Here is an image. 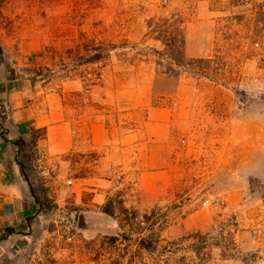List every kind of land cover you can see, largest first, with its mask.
Wrapping results in <instances>:
<instances>
[{
    "label": "rangeland",
    "instance_id": "rangeland-1",
    "mask_svg": "<svg viewBox=\"0 0 264 264\" xmlns=\"http://www.w3.org/2000/svg\"><path fill=\"white\" fill-rule=\"evenodd\" d=\"M250 14V0H0V65L72 134L51 170L45 127L27 138L37 211L0 239V264H264V38ZM173 19L181 66L156 37ZM81 176L94 184L63 189Z\"/></svg>",
    "mask_w": 264,
    "mask_h": 264
},
{
    "label": "crops",
    "instance_id": "crops-1",
    "mask_svg": "<svg viewBox=\"0 0 264 264\" xmlns=\"http://www.w3.org/2000/svg\"><path fill=\"white\" fill-rule=\"evenodd\" d=\"M0 112L4 116L2 126L5 128L3 135L0 126V235L6 227L15 229V232L1 239L8 241L23 234L28 228L27 218L37 211L30 177L24 175L16 160L13 140L19 137L27 139L33 128L45 127V136L37 144L38 160L48 163L51 170L58 163L65 162L61 155L71 149L72 134L65 121L55 118L57 108L53 103L37 97L35 86L21 71L7 65H0ZM156 119L159 120V117ZM90 140L94 145L104 143L98 142L94 125L90 129ZM62 182L67 183L63 189L72 188L76 193L89 189L85 184H94L90 176L63 179ZM101 192L100 189L93 195L94 201H100L97 194Z\"/></svg>",
    "mask_w": 264,
    "mask_h": 264
},
{
    "label": "trees",
    "instance_id": "trees-1",
    "mask_svg": "<svg viewBox=\"0 0 264 264\" xmlns=\"http://www.w3.org/2000/svg\"><path fill=\"white\" fill-rule=\"evenodd\" d=\"M244 1L247 0H233V2H236V4H242ZM250 8H251V14H250V32L251 37L258 39L264 38V0H250ZM174 22L169 26L170 29H168L166 32L158 34L156 36L160 40L163 41V43L172 48H176V52L179 55V58H172V62L175 63V65L181 66V63L183 62L184 58L186 57L184 54V35L182 33V27L180 22H178L177 19H173ZM168 31H170L168 33ZM168 33V34H167ZM199 61H206V62H213L212 58H198ZM3 114L0 112V126L2 127V133L5 134V128L2 126L3 121ZM5 137V136H4ZM27 139L23 137H19L13 140V142L16 145V160L20 165V168L24 175H28L27 173V167L22 158L20 157L21 150L23 149V146L25 144ZM29 176V175H28ZM29 179V178H28ZM109 213V210H104ZM32 216V215H31ZM31 216L27 218V223L29 225V221ZM15 232V229L12 227H6L5 231L0 235V239L7 237V235Z\"/></svg>",
    "mask_w": 264,
    "mask_h": 264
},
{
    "label": "built area",
    "instance_id": "built-area-1",
    "mask_svg": "<svg viewBox=\"0 0 264 264\" xmlns=\"http://www.w3.org/2000/svg\"><path fill=\"white\" fill-rule=\"evenodd\" d=\"M68 182H71V180H68Z\"/></svg>",
    "mask_w": 264,
    "mask_h": 264
}]
</instances>
